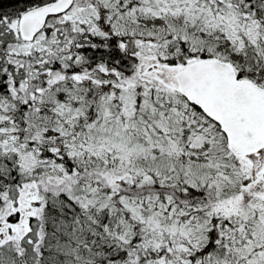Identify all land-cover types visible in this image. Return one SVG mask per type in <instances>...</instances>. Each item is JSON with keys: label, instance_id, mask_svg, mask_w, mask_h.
Returning <instances> with one entry per match:
<instances>
[{"label": "snow or ice", "instance_id": "6c2138e0", "mask_svg": "<svg viewBox=\"0 0 264 264\" xmlns=\"http://www.w3.org/2000/svg\"><path fill=\"white\" fill-rule=\"evenodd\" d=\"M0 264H264V0H0Z\"/></svg>", "mask_w": 264, "mask_h": 264}]
</instances>
